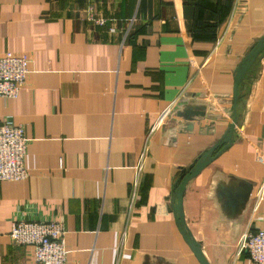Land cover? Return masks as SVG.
<instances>
[{
  "label": "crops",
  "instance_id": "1",
  "mask_svg": "<svg viewBox=\"0 0 264 264\" xmlns=\"http://www.w3.org/2000/svg\"><path fill=\"white\" fill-rule=\"evenodd\" d=\"M263 34L264 0H0V55L29 58L0 96V121L29 138L27 176L0 180V264H34L16 220L60 221L67 264H201L175 185L228 132L235 68ZM238 95L230 142L182 199L208 264H256L237 250L264 229V52Z\"/></svg>",
  "mask_w": 264,
  "mask_h": 264
},
{
  "label": "built area",
  "instance_id": "2",
  "mask_svg": "<svg viewBox=\"0 0 264 264\" xmlns=\"http://www.w3.org/2000/svg\"><path fill=\"white\" fill-rule=\"evenodd\" d=\"M93 19L92 12L88 13ZM97 22H102L97 19ZM29 58L25 54L6 51L0 55V96L14 98L23 87L28 72ZM170 104L169 106H171ZM29 138L24 128L9 121H0V180H18L27 176L24 156ZM145 154L142 152L135 165L136 187L139 174L144 167ZM264 186L255 192L261 199ZM64 226L56 220H16L11 224L10 239L18 245L32 248L34 264H67L68 249L64 242ZM238 253L245 251L256 264H264V229L243 232L238 239Z\"/></svg>",
  "mask_w": 264,
  "mask_h": 264
},
{
  "label": "water",
  "instance_id": "3",
  "mask_svg": "<svg viewBox=\"0 0 264 264\" xmlns=\"http://www.w3.org/2000/svg\"><path fill=\"white\" fill-rule=\"evenodd\" d=\"M264 52V34L257 39L250 47L248 52L243 56L241 61L235 68L234 75V88H233V96H234V115L231 120V125L228 132L224 135L223 139L213 144L206 151H204L193 163H191L187 168L182 170V173L175 185V197L176 203L174 206V211L176 215L177 225L193 253L197 257L198 261L201 264H208L205 257L202 254L201 246L198 241H196L188 227L185 224L184 216L182 213V199L185 191V187L187 182L194 176H196L212 159L213 152L219 146H225L226 143H229L232 136V131L234 125L237 121L238 111H237V102L241 100V96L238 95V87L243 83L244 78L246 77L247 72L258 59L260 54ZM201 112V111H200ZM198 113V112H196ZM225 143V144H224Z\"/></svg>",
  "mask_w": 264,
  "mask_h": 264
}]
</instances>
